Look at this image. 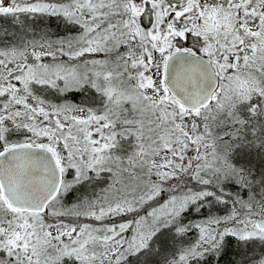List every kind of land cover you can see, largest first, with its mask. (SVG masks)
<instances>
[{"label": "snow or ice", "instance_id": "1", "mask_svg": "<svg viewBox=\"0 0 264 264\" xmlns=\"http://www.w3.org/2000/svg\"><path fill=\"white\" fill-rule=\"evenodd\" d=\"M0 264H264V0H0Z\"/></svg>", "mask_w": 264, "mask_h": 264}]
</instances>
